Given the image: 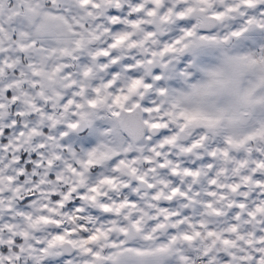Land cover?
<instances>
[{
	"label": "snow or ice",
	"instance_id": "6c2138e0",
	"mask_svg": "<svg viewBox=\"0 0 264 264\" xmlns=\"http://www.w3.org/2000/svg\"><path fill=\"white\" fill-rule=\"evenodd\" d=\"M0 264H264V0H0Z\"/></svg>",
	"mask_w": 264,
	"mask_h": 264
}]
</instances>
